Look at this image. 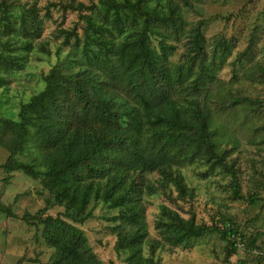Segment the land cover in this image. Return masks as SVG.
Instances as JSON below:
<instances>
[{"label": "trees", "instance_id": "16d2710c", "mask_svg": "<svg viewBox=\"0 0 264 264\" xmlns=\"http://www.w3.org/2000/svg\"><path fill=\"white\" fill-rule=\"evenodd\" d=\"M153 3L154 0H106L103 4L115 14L110 28L97 24L91 16H83L82 39L73 32L62 31L65 43L71 38L76 46L81 43L82 61L98 71L91 72L85 66L77 73L65 74L59 67L53 68L43 78L44 90L20 106L18 120H0V147L10 153L3 170L8 174L22 171L35 180L44 176L41 183L50 194L47 206L23 219L30 217L28 223L33 221L31 224L42 226V239L55 250L53 264H100L82 231L74 225L83 224L91 216L88 211L91 201L117 211L109 221L117 223L114 250L124 255L125 264H154L152 254L161 247V242L150 239L147 232L143 195L174 188L178 198L192 199L193 191L187 187L178 167L194 160H206L227 172L233 196L240 199L237 172L215 151L213 132L202 111L195 106L189 117L158 90L160 82L165 87L173 84L171 67L166 62L174 47L161 40L155 49L150 46V39L154 35L160 37L158 25L178 29L181 24L173 9L166 15ZM13 7L0 4V69L5 73L26 67L28 55L35 51L42 32V20L34 7H21L18 16L12 14ZM72 7L79 12L89 8L83 3ZM119 11L130 14L128 21L134 25L140 23L132 34L125 35ZM112 31L119 41L107 37L112 36ZM190 44V59L198 62L203 71L205 56L199 30L192 33ZM40 45V53L44 54L47 48ZM221 48L224 58L227 45L221 44ZM105 69L128 81L137 77L140 84L159 91L156 96L151 93V102L144 94L137 95L146 111L145 120L135 107L118 105L105 93L106 81L99 75ZM176 75L183 76L182 67ZM204 81L199 72L192 79V86L197 89ZM5 82L0 74V87ZM245 102L254 101L239 98L233 104ZM30 145L40 157L30 163L16 162L14 156ZM153 172L158 175L154 182L136 180L138 173ZM54 205L63 208L61 215L45 216L47 208ZM160 214L158 225L164 244L178 246L186 240L218 234L231 245L226 249V259L234 254V238L238 236L228 224L224 223L222 228L198 225L194 215L183 219L163 205ZM250 244L254 246V240ZM145 245L150 256L144 255Z\"/></svg>", "mask_w": 264, "mask_h": 264}, {"label": "rangeland", "instance_id": "374dc122", "mask_svg": "<svg viewBox=\"0 0 264 264\" xmlns=\"http://www.w3.org/2000/svg\"><path fill=\"white\" fill-rule=\"evenodd\" d=\"M2 2L14 5L11 9L14 16L20 15L21 7H34L42 20L41 38L35 51L28 55L26 67L8 73L0 69L6 80L4 87H0V120L16 121L20 106L44 90L43 78L51 69L59 67L63 73L70 74L86 66L81 59V43L76 46L73 38L65 43L62 31L73 32L82 39L83 16H91L97 24L110 28L115 14L101 0H0V4ZM77 3L89 8L79 12L72 7ZM153 5L166 15L173 9L181 24L178 29L158 25L160 37L154 35L150 39V46L155 49L161 40L174 47L167 54L166 62L171 67L173 84L165 87L160 82L158 90L166 100L183 108L189 117L195 106L202 111L213 132L214 149L234 166L241 192L240 199L235 198L230 175L206 160H194L178 167L187 187L193 191L192 199L178 198L174 188L159 190L152 196L143 195L147 232L150 239L161 242V247L152 254L153 262L264 264V0H154ZM118 14L125 23V35L139 28L140 23L134 25L128 21L130 14L122 11ZM195 30L203 37V71L198 62L190 59L191 35ZM107 37L119 41L113 31L112 36ZM40 44L47 48L44 54L40 53ZM221 44H226L228 49L223 53L224 58H221ZM86 67L91 72L96 70L94 66ZM180 67L183 76L177 77ZM199 72L205 81L195 89L192 79ZM99 75L106 81L105 93L111 95L112 101L135 107L145 120L146 111L137 95L144 94L151 102V93L156 96L159 91L140 84L137 77L128 81L111 75L106 69L99 71ZM239 98L254 102L233 104ZM8 135L6 133L5 137ZM9 155L7 149L0 147V264H53L55 250L42 239V226L31 224L33 221L28 223L30 217L23 219L47 206L50 194L41 183L44 176L35 180L22 171L6 173L2 167ZM35 157H40L39 152L30 145L16 154L14 160L30 163ZM157 177L155 172L138 173L136 180L154 182ZM161 205L183 219L194 215L198 225L222 228L224 223L228 224L238 236L234 238V254L226 259V249L231 245L218 234L186 240L178 246L164 244L158 225L162 218ZM88 211L91 216L83 224L74 225L82 231L93 254L100 264H125L124 255L114 250L117 223L109 221L117 211L94 201L90 202ZM62 212V207L54 205L48 207L44 215L56 217ZM252 240L254 246L251 247ZM144 255H151L147 245Z\"/></svg>", "mask_w": 264, "mask_h": 264}]
</instances>
